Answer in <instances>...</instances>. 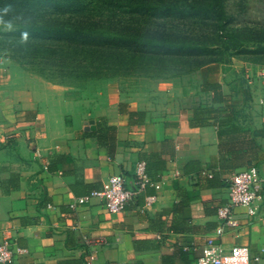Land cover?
Masks as SVG:
<instances>
[{
  "label": "crops",
  "instance_id": "crops-1",
  "mask_svg": "<svg viewBox=\"0 0 264 264\" xmlns=\"http://www.w3.org/2000/svg\"><path fill=\"white\" fill-rule=\"evenodd\" d=\"M0 65V243H12L13 264H85L84 234L105 239L94 264H195L226 202L225 180L247 168L220 151L218 130L257 143L251 166L264 181L262 70L243 77L210 63L199 70L196 106L165 115L118 92L93 116L17 65ZM208 84L233 106L226 123L194 120L195 109L222 106L200 91ZM138 162L159 189L148 187L116 214L99 199L80 200L117 174L133 188ZM149 195L157 199L146 205ZM256 206V218H243L238 237L228 234L221 243L245 246L250 264H264V190Z\"/></svg>",
  "mask_w": 264,
  "mask_h": 264
},
{
  "label": "rangeland",
  "instance_id": "rangeland-1",
  "mask_svg": "<svg viewBox=\"0 0 264 264\" xmlns=\"http://www.w3.org/2000/svg\"><path fill=\"white\" fill-rule=\"evenodd\" d=\"M85 1L93 2L90 7L101 2ZM194 1L201 6L198 12L175 10L163 19L147 16L144 20L128 13V6L109 13L113 32L137 33L142 40L140 44L148 41L153 47L162 43L163 50L134 55L123 49L128 48V43L117 42L99 59L90 57V71L70 75V72L60 71L52 60L30 61L27 56L31 47L13 34L27 23L41 22L39 9L34 7L35 0H0V12L7 8L2 14L13 23V30L0 32V63L8 61L17 65L62 97L77 103L82 112L93 116L104 103L114 101L118 92L144 101L146 107H161L160 112L165 115L176 107H193L201 100L199 70L203 66L226 64L243 77L264 71V0H223L218 19L203 11L206 0ZM180 2L178 6L185 7L184 0ZM104 15L108 13L105 11ZM94 16L95 12H91L90 17ZM3 70L0 65V72Z\"/></svg>",
  "mask_w": 264,
  "mask_h": 264
},
{
  "label": "trees",
  "instance_id": "trees-1",
  "mask_svg": "<svg viewBox=\"0 0 264 264\" xmlns=\"http://www.w3.org/2000/svg\"><path fill=\"white\" fill-rule=\"evenodd\" d=\"M180 1L101 0L99 4L94 3V6L90 7V3L93 2L85 0H35L34 7L40 10L37 11L41 16V22L22 25L23 28L13 34L17 35L16 37L21 39L24 45L31 47L29 56H27L30 61L38 59L44 63L52 60L54 61L52 64L60 68V71L77 75L81 71H90V57L99 59L107 49L114 48L117 42L128 43V48L123 49L134 55L141 52L146 53L145 51L156 53L160 48L163 50L162 43L154 44L153 47L148 41L145 42L146 44H140L142 40L137 33L131 32L128 33L129 35H124L118 30L113 32L109 13L120 11V8L126 9L128 6V13L137 14L145 20L147 16L163 19L175 10L181 13L186 10L191 13L201 9V6H198L194 0H184L183 6L185 7L183 8L178 6ZM222 2L223 0H206L204 2L206 5L202 10L209 16L221 18ZM105 11L108 13L106 16ZM91 12H95L94 17H90ZM146 38L148 39L149 36ZM140 46L146 48H139ZM200 91L212 92V103L222 106L195 109L196 124L206 125L209 119L216 120L219 117L222 118L220 124L226 123L233 113V106L224 99L220 87L216 84L202 85ZM217 134L220 139V151L234 153L239 158L236 165L250 167L257 159L260 148L255 141L240 140V137H232L226 131L221 130H218ZM229 139L233 140L232 145Z\"/></svg>",
  "mask_w": 264,
  "mask_h": 264
},
{
  "label": "built area",
  "instance_id": "built-area-1",
  "mask_svg": "<svg viewBox=\"0 0 264 264\" xmlns=\"http://www.w3.org/2000/svg\"><path fill=\"white\" fill-rule=\"evenodd\" d=\"M1 74L0 72V78ZM11 139L12 136H6V143L10 142ZM36 153L38 154L37 151ZM134 177L135 186L129 188L122 174L113 175L108 178L100 190L91 191L80 200L89 202L93 199H99L108 213L116 214L124 211L129 202H135L148 187L159 189V185L152 182L147 175L143 162L136 163ZM263 190L264 181L255 166L239 170L225 180L226 202L217 207V227L213 236L205 240L202 253L196 259L195 264H250L247 247L234 244L226 249L221 240L228 234L238 237L243 218H256L258 213L256 203L263 198ZM156 199L155 195L146 196L145 204H154ZM239 208L244 209L243 214L238 213ZM82 241L86 248L85 264H94L98 249L106 245L105 239L84 234ZM262 252L264 253V249ZM15 255L9 240L0 243V264H13Z\"/></svg>",
  "mask_w": 264,
  "mask_h": 264
},
{
  "label": "clouds",
  "instance_id": "clouds-1",
  "mask_svg": "<svg viewBox=\"0 0 264 264\" xmlns=\"http://www.w3.org/2000/svg\"><path fill=\"white\" fill-rule=\"evenodd\" d=\"M8 9L5 8L2 10V12H7ZM0 12V32H5V31H11L13 30V23L11 20H6L4 18V15Z\"/></svg>",
  "mask_w": 264,
  "mask_h": 264
},
{
  "label": "water",
  "instance_id": "water-1",
  "mask_svg": "<svg viewBox=\"0 0 264 264\" xmlns=\"http://www.w3.org/2000/svg\"><path fill=\"white\" fill-rule=\"evenodd\" d=\"M93 122L91 121L90 124H92Z\"/></svg>",
  "mask_w": 264,
  "mask_h": 264
}]
</instances>
